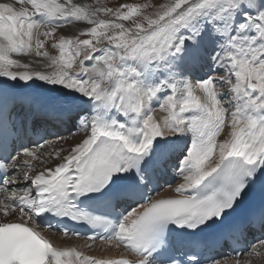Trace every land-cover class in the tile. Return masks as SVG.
<instances>
[{
    "label": "snow or ice",
    "instance_id": "6c2138e0",
    "mask_svg": "<svg viewBox=\"0 0 264 264\" xmlns=\"http://www.w3.org/2000/svg\"><path fill=\"white\" fill-rule=\"evenodd\" d=\"M260 256L264 0H0V264Z\"/></svg>",
    "mask_w": 264,
    "mask_h": 264
},
{
    "label": "bare ground",
    "instance_id": "6f19581e",
    "mask_svg": "<svg viewBox=\"0 0 264 264\" xmlns=\"http://www.w3.org/2000/svg\"><path fill=\"white\" fill-rule=\"evenodd\" d=\"M158 115H161V114H158ZM57 150H58V149H57ZM50 163H52V162L49 161L48 165L42 164V167L52 166ZM163 195H164V196L172 195L171 190L166 191L165 193H163ZM52 239H53L57 244L61 243V241L63 240L62 237H59V236L54 235V234H52ZM84 243H85V240H76V239H73V238H71V239H69V240L67 241V245H68V246H78V247H79V246H83ZM92 254L95 255V256H97V257H107V256H109V255H115V252H113V253L110 254V253H108V252L106 251V249L104 248V246L97 244V245H95ZM252 260H253V258H252ZM254 260H255V261H254ZM254 260H253L254 263L259 264V263H261V262L264 260V256L255 257ZM257 261H258V262H257Z\"/></svg>",
    "mask_w": 264,
    "mask_h": 264
},
{
    "label": "rangeland",
    "instance_id": "374dc122",
    "mask_svg": "<svg viewBox=\"0 0 264 264\" xmlns=\"http://www.w3.org/2000/svg\"><path fill=\"white\" fill-rule=\"evenodd\" d=\"M105 2L107 4H109V6H115V5H117V4L121 3V2H124V0H105ZM129 2H131V0H129ZM135 2L142 3V2H144V0H135ZM50 54H56V53L53 51ZM52 147L55 148V145H52ZM50 162H52V163H50L51 165L54 164V161H50ZM42 164L43 163H41L39 166L42 167ZM254 259H255V257L253 258V260ZM253 264H256V263L253 262ZM259 264H264V260L261 263H259Z\"/></svg>",
    "mask_w": 264,
    "mask_h": 264
}]
</instances>
